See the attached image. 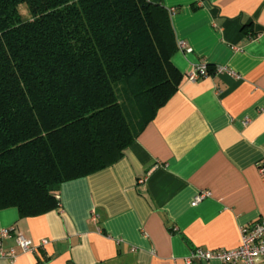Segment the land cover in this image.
Listing matches in <instances>:
<instances>
[{
  "label": "crops",
  "instance_id": "1",
  "mask_svg": "<svg viewBox=\"0 0 264 264\" xmlns=\"http://www.w3.org/2000/svg\"><path fill=\"white\" fill-rule=\"evenodd\" d=\"M149 1L183 43L171 60L177 92L120 160L58 186V209L0 207V231L11 229L0 264H188L196 249L238 247L240 228L264 220V0ZM199 65L212 72L190 81ZM18 235L37 251L23 252Z\"/></svg>",
  "mask_w": 264,
  "mask_h": 264
},
{
  "label": "trees",
  "instance_id": "2",
  "mask_svg": "<svg viewBox=\"0 0 264 264\" xmlns=\"http://www.w3.org/2000/svg\"><path fill=\"white\" fill-rule=\"evenodd\" d=\"M178 49L149 0H0V207L44 215L120 160L177 92Z\"/></svg>",
  "mask_w": 264,
  "mask_h": 264
},
{
  "label": "built area",
  "instance_id": "3",
  "mask_svg": "<svg viewBox=\"0 0 264 264\" xmlns=\"http://www.w3.org/2000/svg\"><path fill=\"white\" fill-rule=\"evenodd\" d=\"M179 46H183L181 43ZM217 73H228L232 76L235 74L229 72L227 68H218ZM210 73L205 65H199L190 71L188 79L190 81H198L202 78H206ZM244 125L248 124V121L243 122ZM259 173L264 180V163L259 165ZM210 196V192L202 191L196 194L193 198L191 205L196 206L205 198ZM11 229H3L0 231V236L5 238L9 236ZM240 245L231 250H202L196 249L188 258V264L194 262H212L216 261L220 264H261L264 260V220L256 221L249 225H244L240 228ZM16 242L19 248L23 252L35 253L37 246L22 235L16 237ZM47 242L43 241L42 245H46ZM5 256H9L11 259H15L14 251H10Z\"/></svg>",
  "mask_w": 264,
  "mask_h": 264
}]
</instances>
